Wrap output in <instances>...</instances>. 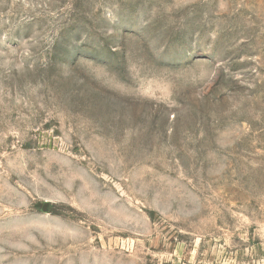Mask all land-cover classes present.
I'll use <instances>...</instances> for the list:
<instances>
[{"label":"rangeland","instance_id":"rangeland-1","mask_svg":"<svg viewBox=\"0 0 264 264\" xmlns=\"http://www.w3.org/2000/svg\"><path fill=\"white\" fill-rule=\"evenodd\" d=\"M0 264H264V0H0Z\"/></svg>","mask_w":264,"mask_h":264},{"label":"water","instance_id":"water-1","mask_svg":"<svg viewBox=\"0 0 264 264\" xmlns=\"http://www.w3.org/2000/svg\"><path fill=\"white\" fill-rule=\"evenodd\" d=\"M47 209H48V206H45V207H44V210L46 211Z\"/></svg>","mask_w":264,"mask_h":264}]
</instances>
